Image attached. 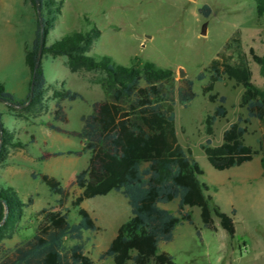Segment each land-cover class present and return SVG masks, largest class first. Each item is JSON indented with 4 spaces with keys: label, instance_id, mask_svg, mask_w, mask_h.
Wrapping results in <instances>:
<instances>
[{
    "label": "rangeland",
    "instance_id": "1",
    "mask_svg": "<svg viewBox=\"0 0 264 264\" xmlns=\"http://www.w3.org/2000/svg\"><path fill=\"white\" fill-rule=\"evenodd\" d=\"M55 1L59 2V14L47 30L45 44L52 43L68 31L86 29V18L99 30L86 54L106 55L125 66L129 65L132 57H138L170 68L176 80L180 79L177 69L181 68L183 78L193 81L192 91L195 96L190 104L185 108L177 103L174 105L177 140L184 149H189L202 170L200 178L211 201L224 213L228 214L234 209L235 232L230 238L220 228L216 218H213L216 226L214 231L202 227L199 209L187 207L192 223L183 221L178 224L173 230L172 239L159 244L158 251L168 253L175 264H264V167L259 165L260 153L238 166L223 170L212 168L199 144L207 138L203 132L202 119L212 111L214 103L208 102L200 91L206 77L202 80L194 79L195 74L214 57L235 28L240 31L241 46L245 51L252 48L257 54L264 53V17L256 18L253 2ZM203 4L209 8L206 17L198 12ZM202 24H205L204 34L199 32ZM34 26L35 13L28 0H0V85L15 100L24 99L26 94L29 71L24 62V54L30 46ZM64 62L63 56L48 54L42 55L40 60L46 85H53V89H69L81 95L80 105H73L74 101L67 104L70 108L69 125L75 128L78 124L75 114L79 111H88V114L91 110L89 96L79 81H94L102 72L79 69L71 73ZM249 68L252 81L260 85L262 78L257 66L250 62ZM73 77L76 81H73ZM240 92L241 86L234 84L232 80L213 84L211 93L225 96L226 114L223 118L216 119L212 125V135L209 138L211 146L218 145L222 130L234 122L238 114H243V109L237 106ZM53 110L52 101L48 97L41 98L28 110L22 111L27 118L13 117L7 106L0 102V122L7 134L4 139L8 142L0 155V190L12 194L19 203H25L30 198V203L21 207L18 216L13 218L9 213L4 223L0 220V253L32 236L39 209L56 205L58 196L49 193L40 175L55 178L66 189L63 208L66 209L70 222L76 220L70 201L79 190L67 180L86 166L83 163L85 155L81 152L77 155L79 157L68 161L60 157H46L52 148L65 151L75 149V144L71 141L65 145L58 138L53 144L48 139L42 147L34 146L22 129L25 125L31 127L30 122L45 126L54 119ZM43 126L35 128L37 144L40 140H47L48 136L57 138V134L48 135V130ZM261 135L264 136V127L255 119H250L246 124L243 142L257 149V138ZM27 151H40V155L32 160H20V156L25 157ZM160 206L175 213L176 200ZM81 207L98 227L94 232H83L85 253L95 264H112L110 258L98 260L97 256L114 236L118 225L129 216L125 199L118 192L110 191L105 195L83 200ZM4 211L3 207L2 213ZM12 218L14 220L9 221Z\"/></svg>",
    "mask_w": 264,
    "mask_h": 264
},
{
    "label": "trees",
    "instance_id": "2",
    "mask_svg": "<svg viewBox=\"0 0 264 264\" xmlns=\"http://www.w3.org/2000/svg\"><path fill=\"white\" fill-rule=\"evenodd\" d=\"M28 1L35 13V26L24 54L29 71L27 92L24 99L15 100L0 85V102L13 117L27 118L22 111L41 98L44 77L40 60L45 54L64 56L70 71L102 72L94 82L100 85L104 98L91 103L90 112L80 117L78 131L46 124L49 129L73 135L81 141L79 149L57 151L52 155L88 152L86 166L71 181L79 190L70 201L76 220L70 222L63 208L66 189L55 178L40 175L49 193L58 196L56 205L37 211L38 220L32 236L0 253V264H95L84 251L82 234L94 232L98 227L81 207V202L110 191L118 192L125 199L129 216L98 253V260L110 258L112 264H175L168 253L158 251V246L172 239L178 224L192 223L185 207H197L202 227L209 230H215L213 218H216L220 228L232 238L234 209L224 213L211 201L200 178L202 170L189 149H184L177 140L174 105L177 103L185 108L190 104L195 96L192 79L176 80L170 68L138 57H132L125 66L106 55L86 54L99 34L96 26L86 18V29L68 31L45 44L47 30L59 14V2ZM251 1L256 18L264 17V0ZM208 10L203 4L198 12L206 17ZM250 62L257 66L262 78L260 85L252 81ZM205 77L201 94L214 103L212 111L202 119L207 138L199 144L207 162L215 170H223L250 161L260 153L259 165L263 168L264 136L257 138L258 147L253 149L243 142V135L250 119L264 127V53L257 54L252 48L245 51L240 31L235 28L194 79ZM224 80L241 86L237 106L243 109V114H238L234 122L222 130L220 143L211 146L212 125L226 114L225 96L211 93V90L214 83ZM52 97L55 98L53 118L63 122L65 117L59 102L80 99L81 95L59 88L53 90ZM6 135L0 122V155L8 143L4 139ZM172 200H176L175 213L160 206ZM29 203L30 198L19 203L12 194L0 190V220L4 223L9 213L15 218L21 207Z\"/></svg>",
    "mask_w": 264,
    "mask_h": 264
},
{
    "label": "crops",
    "instance_id": "3",
    "mask_svg": "<svg viewBox=\"0 0 264 264\" xmlns=\"http://www.w3.org/2000/svg\"><path fill=\"white\" fill-rule=\"evenodd\" d=\"M55 57H57V56H55ZM64 63L66 65V59H65ZM66 67H67V65H66ZM70 72L73 73L72 71H70ZM73 79H74L73 81H76L74 77H73ZM79 82H82V84H83L82 87L86 89L85 92L89 96L88 99H89L90 103H92L94 101L102 100L104 98V93H103V91H102V89H101V87H100V85L98 83H96L94 81H91V80L85 81V82H83V81H79ZM27 86H28V82H27ZM52 87H53V85L52 86L50 84L46 85L45 80H44L42 93H41V98L46 99L48 97L50 99V101H52V106L54 107L55 98L52 97V92L54 90ZM26 92H27V89H26ZM81 100H82V98H80V99L76 98V99H73V100H66V99L61 100L59 102V104H60V106H61V108L63 110V114H64V117H65V120L63 122L62 121H58V123H57V122H53V120H54L53 119L52 121L51 120L49 121V124L57 126V127L61 128L63 130H66V131H78L80 126H81L80 117L83 116V115H86L88 111H85V112L79 111L78 113L75 114L76 118L78 119V124H77V126L75 128H72L69 125V121H70L69 120L70 119L69 110H70V108L67 106V104L69 102L74 101L73 105H80L81 104L80 103ZM52 118H53V114H52ZM30 124H31V127L28 128V126L25 125V126H22V129L24 130L23 132H24L25 136H28L27 139L29 140L31 145H34V146L41 145V147H42L43 145H45V143H46V141H48V139H49L48 142L50 144H53L55 141H57L58 138H60L59 140L63 141V143L65 145H68V142L72 141L75 144V146H74L75 149H79L81 147V141L77 137H75L73 135H70V134H67V133H63V132H57V131H54L52 129H49L46 126V124H45V126H43V125H35L32 122H30ZM41 126H43L44 128H46L48 130V135H50V134L52 135L53 133L57 134V136H56L57 138L54 139V137L48 136L47 140H42V141L40 140V143L37 144V142H36L37 138L35 137V128H39ZM59 135L60 136H64V137L62 138ZM66 147L68 148V146H66ZM57 151L58 150L52 148L50 150V152H48L49 156H46V157H53L54 156V157H57L56 159H58L60 157L61 159L64 158L67 161L71 160V158H73V157L74 158L79 157V156L74 155V154H66V153H62V154H59V155H52V153L57 152ZM25 153H26L25 157L24 156H20V160H22V161L32 160V159L36 158L37 155H40V151L36 152V153H29L27 151ZM44 155H46V154H44ZM83 156L85 158L83 163H84V165H86V163H87L86 159H88V152L84 151L83 152ZM41 157H44V156H41ZM73 177L74 176L69 177L67 182H71L73 180ZM213 189H215V188L213 187ZM185 209H187V207H185ZM213 224H214V222H213ZM214 226H215V224H214ZM215 229H216V226H215Z\"/></svg>",
    "mask_w": 264,
    "mask_h": 264
},
{
    "label": "water",
    "instance_id": "4",
    "mask_svg": "<svg viewBox=\"0 0 264 264\" xmlns=\"http://www.w3.org/2000/svg\"><path fill=\"white\" fill-rule=\"evenodd\" d=\"M200 34H204L205 33V24H202L201 25V28H200ZM177 76H178V78H183L184 77V72L182 71V69L181 68H178L177 69Z\"/></svg>",
    "mask_w": 264,
    "mask_h": 264
}]
</instances>
